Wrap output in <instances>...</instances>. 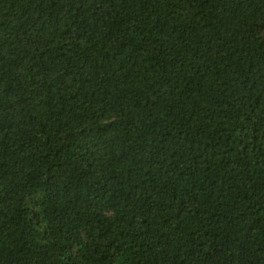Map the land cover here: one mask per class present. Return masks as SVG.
Segmentation results:
<instances>
[{
	"label": "trees",
	"instance_id": "1",
	"mask_svg": "<svg viewBox=\"0 0 264 264\" xmlns=\"http://www.w3.org/2000/svg\"><path fill=\"white\" fill-rule=\"evenodd\" d=\"M0 264H264V0H0Z\"/></svg>",
	"mask_w": 264,
	"mask_h": 264
}]
</instances>
